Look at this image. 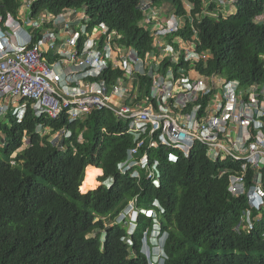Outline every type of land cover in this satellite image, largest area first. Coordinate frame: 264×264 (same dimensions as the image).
Returning a JSON list of instances; mask_svg holds the SVG:
<instances>
[{
	"label": "trees",
	"instance_id": "16d2710c",
	"mask_svg": "<svg viewBox=\"0 0 264 264\" xmlns=\"http://www.w3.org/2000/svg\"><path fill=\"white\" fill-rule=\"evenodd\" d=\"M139 1L33 0L30 13L85 8L91 20L104 22L143 55L154 49V36L141 24ZM152 1L163 21L170 14L182 20L167 35L194 42L207 55L195 61L199 74L222 72L223 66L242 84L264 81V21L258 20L264 0H235L227 14L219 8L228 6L217 8L215 0ZM22 2L0 0V14L17 17ZM182 57L179 64L188 68ZM169 63L166 58L163 66ZM38 125L51 132L66 128L71 136L59 147L50 132H37ZM125 128L109 110L70 123L65 114L36 116L31 102L21 122L9 112L0 119V264H149L143 241L152 247L154 217L140 213L131 234L128 219L114 223L130 200L143 211L158 212L155 201L163 207L157 217L166 233L163 264H264V213L254 229L235 228L248 201L227 190L229 172L223 169L230 160L212 161L199 144L187 157L175 151L176 162L167 161L162 148L153 149L161 161L160 184L147 183L143 171L138 181L117 170L132 146ZM100 169V179L114 178L110 188H95Z\"/></svg>",
	"mask_w": 264,
	"mask_h": 264
},
{
	"label": "built area",
	"instance_id": "2783aa9c",
	"mask_svg": "<svg viewBox=\"0 0 264 264\" xmlns=\"http://www.w3.org/2000/svg\"><path fill=\"white\" fill-rule=\"evenodd\" d=\"M32 1L23 0L17 17L0 14V119L9 112L21 122L29 102L36 116L56 119L65 114L70 123L109 110L125 124V134L132 139L117 170L138 181L143 171L147 183L156 186L161 161L151 150L162 148L167 161L176 162L175 151L187 157L196 144L202 145L212 161L230 160L223 169L229 172L227 190L248 201L235 228L238 232L254 229L264 213V81L246 85L235 78L221 79V72L199 74L195 69L198 76L194 77L181 64L176 68L181 55L184 62L207 55L198 53L194 42L182 40L186 46L179 50L172 43L165 44L164 37L183 23L174 14L162 21L152 0L138 2V9L145 13L141 24L154 36V49L143 55L125 45L121 34L104 22L95 28L90 25L85 8L82 12L76 8L58 13L46 10L21 18V9L30 10ZM215 1L220 7L235 0ZM41 27L45 28L42 33ZM166 58L170 63L163 66ZM37 132H50V140L59 147L71 136L66 128L51 132L42 125ZM102 175L101 170L96 176L98 186L110 188L114 178L100 179ZM132 201L127 205L131 214L124 208L114 223H123L129 215L131 234L137 225L134 217L149 212L155 219L149 240L157 232L162 242L159 251L148 247L145 253L149 264H163L166 233L155 224L164 209L155 201L158 212L143 211Z\"/></svg>",
	"mask_w": 264,
	"mask_h": 264
},
{
	"label": "rangeland",
	"instance_id": "374dc122",
	"mask_svg": "<svg viewBox=\"0 0 264 264\" xmlns=\"http://www.w3.org/2000/svg\"><path fill=\"white\" fill-rule=\"evenodd\" d=\"M155 5V4H154ZM158 5V4H157ZM227 5H229V3L227 4ZM160 5H158V6H156L155 5V7H159ZM160 8H162V7H160ZM217 8H219V7H217ZM227 9L226 11L224 10V9ZM83 8H80L79 9V12H82L83 10H82ZM221 11H224V13L225 14H227V13H229V12H232L233 10H234V6L232 5H230V6H228V7H224L223 9H222V7H220L219 8ZM159 14H157V15H161L160 13L161 12H158ZM29 14H30V10L28 9V10H24V8L23 9H21V11H20V17L22 18L23 16H26V17H28L29 16ZM261 18H259L258 20H262V21H264V14H262L261 16H260ZM162 21H163V19H161ZM89 24L90 25H92L94 28L96 27V25H97V23L95 22V21H93V20H90L89 21ZM30 26H28V28H29ZM45 30V28L44 27H41L40 28V32L42 33L43 31ZM182 41L180 40V39H178L177 37H175V36H171V35H167V36H165L164 37V43L165 44H168V43H172L173 44V46H174V49H176V50H179V48H182V49H184V46H186V44H183V43H181ZM186 51L185 50H183V53H185ZM194 64H195V60H193V59H191V60H189L188 61V68H189V70H191V72L193 73V75H194V77H197L198 76V74H197V72L195 71V66H194ZM175 67L176 68H179V67H181V65L180 64H175ZM221 73L219 74V77L221 78V79H226V78H231V76L229 75V70L226 68V67H221ZM245 88H248V86H244V89ZM5 121H6V123L7 124H9V122H8V120L7 119H5ZM86 136H90V134H89V132L86 134ZM23 142L25 143V142H28V138L26 137V138H24V140H23ZM23 147H25V145L23 146ZM99 185V184H98ZM98 185L95 187V188H97L98 187ZM95 188H93V189H95ZM80 190H81V187H80ZM90 190H92V189H90ZM81 192H82V190H81ZM82 193H85V192H82ZM156 228H157V230H159V228H160V225H159V222L157 221V219H156ZM161 229V228H160ZM164 237V236H163ZM161 240V238H159V235L157 234V232L155 233V232H153L152 233V236H151V239H150V242H151V245H152V247L154 248V252H157V251H159V246H160V244H161V242H162V240ZM131 242H129V244H130ZM143 243H144V251H146L147 249H148V246H147V244L145 243V240L143 241Z\"/></svg>",
	"mask_w": 264,
	"mask_h": 264
},
{
	"label": "clouds",
	"instance_id": "9594fccd",
	"mask_svg": "<svg viewBox=\"0 0 264 264\" xmlns=\"http://www.w3.org/2000/svg\"><path fill=\"white\" fill-rule=\"evenodd\" d=\"M125 210L128 211V213L131 214V208H129V206L125 207ZM135 212V211H134ZM133 215V214H132ZM132 217V216H131ZM138 217H139V214L137 215V217H134V218H137L138 220ZM125 219H128L129 220V215L125 217ZM137 227V226H136Z\"/></svg>",
	"mask_w": 264,
	"mask_h": 264
}]
</instances>
